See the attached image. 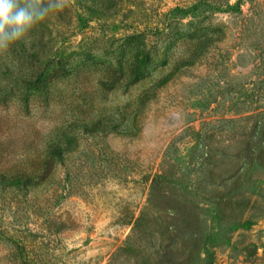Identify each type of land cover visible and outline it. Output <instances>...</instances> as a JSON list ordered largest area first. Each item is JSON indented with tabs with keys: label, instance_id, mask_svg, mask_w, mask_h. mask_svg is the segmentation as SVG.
<instances>
[{
	"label": "rangeland",
	"instance_id": "rangeland-1",
	"mask_svg": "<svg viewBox=\"0 0 264 264\" xmlns=\"http://www.w3.org/2000/svg\"><path fill=\"white\" fill-rule=\"evenodd\" d=\"M0 264H264V0H0Z\"/></svg>",
	"mask_w": 264,
	"mask_h": 264
},
{
	"label": "trees",
	"instance_id": "trees-1",
	"mask_svg": "<svg viewBox=\"0 0 264 264\" xmlns=\"http://www.w3.org/2000/svg\"><path fill=\"white\" fill-rule=\"evenodd\" d=\"M149 59V55H145L142 51H138L134 58L133 68H132V76L134 78L140 77L143 74V64ZM44 71H41L39 76L42 78ZM56 152L60 153V148H56ZM12 180L16 182H23V183H31L33 182V178L27 175L18 176L13 178Z\"/></svg>",
	"mask_w": 264,
	"mask_h": 264
}]
</instances>
